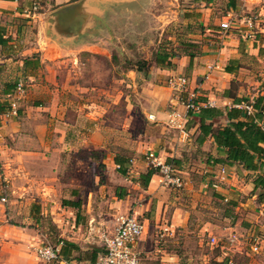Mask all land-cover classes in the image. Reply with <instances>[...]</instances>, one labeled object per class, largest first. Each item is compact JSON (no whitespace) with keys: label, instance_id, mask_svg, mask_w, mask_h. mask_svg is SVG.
Returning <instances> with one entry per match:
<instances>
[{"label":"crops","instance_id":"crops-1","mask_svg":"<svg viewBox=\"0 0 264 264\" xmlns=\"http://www.w3.org/2000/svg\"><path fill=\"white\" fill-rule=\"evenodd\" d=\"M176 1L173 13L192 30L186 42L196 48L169 68L152 57L146 73L127 69L130 99L123 78L111 80V46L127 38L122 14L129 7L137 11L135 25H144L143 14L138 17L144 0H0V104H6L0 110V264H44L30 250L43 242H54L62 259L84 264L103 254V234L88 231L82 219L95 157L119 205L104 234L114 231L118 216L137 217L144 226L134 247L138 264H264V167L251 172L227 162L225 150L201 135L198 116L213 108L222 114L206 122L224 126L227 111L237 109L244 116L237 119L264 123V0ZM170 76L186 77L187 91H198V111L186 109L188 92L167 86ZM18 82L25 84L21 97L12 94ZM15 101L16 113L8 114ZM173 112L184 119L179 129ZM115 120L121 131L142 121V132H124L120 138L128 143L115 147ZM148 151L177 168L182 189L162 186L156 171L143 178L151 169ZM31 222L40 229L29 228ZM205 247L207 253L193 256L192 249Z\"/></svg>","mask_w":264,"mask_h":264},{"label":"rangeland","instance_id":"rangeland-1","mask_svg":"<svg viewBox=\"0 0 264 264\" xmlns=\"http://www.w3.org/2000/svg\"><path fill=\"white\" fill-rule=\"evenodd\" d=\"M143 3H144L143 9L138 10V17L139 14H143L144 25L142 24V27L140 26L138 27L137 23L135 25V17H136L135 13H137V11L135 12L133 9L129 7L128 13L125 14L124 12V14H122L123 16L126 15V17H128V20H125L128 22L127 31H126L127 38L123 43L118 42L115 45L111 46L112 47L111 51L113 53L112 55L114 56L112 64L115 67L114 69H112L111 72V77H112L111 80L114 83L118 78H123L122 88L124 94L128 95L130 99L135 98V93L133 92L134 89L131 84L132 79L130 77L128 78L125 77V73L127 69H130L133 63H135L136 61H145V60L150 61L159 46L168 49L171 48L176 49L178 47V43L176 41L175 42L169 41L168 40L169 36H173L177 39H180L179 41L182 44H185L187 43L186 40L188 39L187 38L188 34L192 32L191 29H186L181 23L179 16L173 13V10L175 9V4H177L176 0H154V1L144 0ZM37 5L38 7L41 6L39 2H37ZM121 51L122 54H119ZM84 57H85L84 60L89 59L88 55ZM90 63L91 61L90 62L85 61V65H87L85 67L87 68L88 72H90L92 69ZM102 75L104 76V74ZM106 76H108V74H106L104 77ZM98 96L99 94L95 93L94 97L97 98ZM143 125L144 124L142 121H136V122L129 121L128 123H126V128H127L126 131H121L119 130L120 127L119 122L115 120V122L112 123V126L116 128L114 130L115 134L113 136L112 145L115 147L117 146L120 147V143H124V144L128 143V142H123L121 140L120 137L124 136L123 133L126 132L127 135L131 134L132 136L137 133H141L142 132L141 129L143 128ZM95 162H97V164L91 165V169H90V177L91 174H93V176L96 177L95 183L94 184L90 183V185L88 184L87 189L84 190V201L82 203L83 204L82 210L84 211V213H86L87 216L83 217L82 219L84 223L86 222V226H87L86 228H88V231L89 229L93 228V234H96V236H100L104 233H108V231L111 230V227L113 226V221L116 215H118L117 212L119 205L117 206L113 205L114 199H112V194L106 189L109 183L106 180V177L102 176L103 170L99 166L100 162L97 160L96 157L94 163ZM103 185L106 186L104 188V192H102ZM89 190L92 196L91 194L89 195ZM33 199L34 201H37L39 198L34 197ZM48 204L53 205V203L50 202ZM223 205H224L223 208L229 207L225 203ZM47 211L49 213V211L51 210L47 209ZM52 211L54 213H57L58 217H61L62 220H65V222L69 221L66 214L63 216L62 209H55ZM252 214L256 215L255 212H253ZM56 216L57 215H55L54 217ZM30 221L31 220L27 219L23 223H28ZM31 223L32 224L28 226L29 228L33 227L37 230L40 229V227H37L35 224H33V222ZM225 239L226 238L222 237L219 243L220 242L224 243L226 241ZM51 243L43 242L42 245H50L54 247V242ZM202 249L203 248H201V250L199 251L198 250L196 251V249L194 250L192 249L191 252L193 253L194 257H200V254L202 252L207 253L206 251L208 250V247H205L203 250ZM30 250H33V253L36 255V249L31 248Z\"/></svg>","mask_w":264,"mask_h":264},{"label":"built area","instance_id":"built-area-1","mask_svg":"<svg viewBox=\"0 0 264 264\" xmlns=\"http://www.w3.org/2000/svg\"><path fill=\"white\" fill-rule=\"evenodd\" d=\"M37 6L32 8L35 11ZM28 14V12H26ZM25 13V14H26ZM221 28L223 30L229 29V21L221 23ZM209 70H211L209 68ZM167 86L175 94H180L183 92H188V80L184 76H170L167 79ZM25 93V84L23 82H18L12 92L16 97H21ZM198 91L188 92V100L184 103L188 111H198L202 104L197 102L199 97ZM211 103L206 102L203 104L205 107L209 106ZM10 108L8 109V114H15L17 111L16 101L10 103ZM244 110L250 114L252 111V106L250 104H245L243 106ZM173 119L178 121L176 128L179 129V120H184L183 117L179 116L177 113L173 112ZM174 120L170 121V126L174 127ZM260 127L264 130V123L260 124ZM175 128V127H174ZM146 161L149 163L151 169L157 172L160 177V183L162 186L173 190H180L183 188V179L178 172V170L171 163H166L161 161V157L153 151H148L145 155ZM221 176L219 181H224V170L221 169ZM2 202L5 201L4 198L1 199ZM115 229L110 234H103L101 236L103 254L93 263L90 264H138V255L134 250L135 244L141 237L144 226L143 223L133 215H120L116 218ZM234 237L227 239L230 243L234 242ZM215 240L212 239L211 243ZM253 251H257L255 246ZM36 255L39 260L44 264H84L75 260H65L59 255L57 248L50 245H41L36 249ZM228 264H234L229 262Z\"/></svg>","mask_w":264,"mask_h":264},{"label":"trees","instance_id":"trees-1","mask_svg":"<svg viewBox=\"0 0 264 264\" xmlns=\"http://www.w3.org/2000/svg\"><path fill=\"white\" fill-rule=\"evenodd\" d=\"M176 42L178 43L176 49L158 47L153 55V62L156 66L169 68L171 66V60L179 57L181 53L179 51H193L194 48H196V45L193 43L187 42L185 45L180 41ZM190 52L187 55L192 58L194 53ZM147 68H149L148 61H136L130 69L146 73ZM4 107H6L5 103L0 104V110ZM221 114L222 113L213 108L200 109L198 116L201 135H210L217 147L225 150V159L227 162L239 165L245 171L256 172L262 169V167H264V130L247 117H245V120L237 119L241 116L244 117L242 112L237 109L227 111L226 116L228 122L224 126L206 122V120H211ZM154 172V170L149 169L143 175V178L148 181ZM256 181L260 183V177H256L255 182Z\"/></svg>","mask_w":264,"mask_h":264}]
</instances>
